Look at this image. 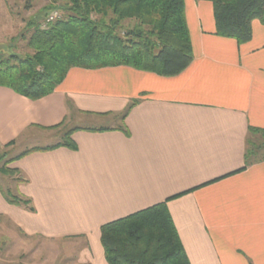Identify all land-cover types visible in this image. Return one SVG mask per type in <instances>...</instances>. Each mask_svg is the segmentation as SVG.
<instances>
[{
    "label": "crops",
    "instance_id": "crops-1",
    "mask_svg": "<svg viewBox=\"0 0 264 264\" xmlns=\"http://www.w3.org/2000/svg\"><path fill=\"white\" fill-rule=\"evenodd\" d=\"M184 1L194 59L177 76L76 67L41 101L0 87V146L73 131L75 150L14 162L28 206L0 187V219L67 243L71 264H108L101 226L164 202L190 264H264V161L244 159L249 129L264 130V24L239 44L216 34L210 0Z\"/></svg>",
    "mask_w": 264,
    "mask_h": 264
},
{
    "label": "trees",
    "instance_id": "trees-1",
    "mask_svg": "<svg viewBox=\"0 0 264 264\" xmlns=\"http://www.w3.org/2000/svg\"><path fill=\"white\" fill-rule=\"evenodd\" d=\"M210 2L218 36L245 44L253 38L252 22L264 24V0ZM51 6L65 14L46 28L39 22L27 24L31 53L0 51V87L29 100L41 101L53 94L76 67L127 66L172 77L194 59L184 0H51ZM128 23L133 26L122 32ZM72 133H66L58 145L29 150L4 164L6 156H0V173L19 174L7 167L32 151L60 146L75 150ZM248 134L260 136L263 142L256 146L248 137L245 167L264 161V130L250 128ZM2 192L11 204H30L9 190ZM178 235L164 202L101 226L100 239L108 264H190Z\"/></svg>",
    "mask_w": 264,
    "mask_h": 264
},
{
    "label": "rangeland",
    "instance_id": "rangeland-1",
    "mask_svg": "<svg viewBox=\"0 0 264 264\" xmlns=\"http://www.w3.org/2000/svg\"><path fill=\"white\" fill-rule=\"evenodd\" d=\"M27 4L30 5L29 9L25 7ZM54 11H59L61 16L65 14L62 9L54 10L51 0H0L1 53L16 51L23 56L31 53L26 44L31 33V30H27V24L31 21L43 23ZM132 26L133 24L130 23L127 26L125 24L122 32ZM105 125L114 126L116 124L107 123ZM249 140L256 146L263 142L260 136H250ZM24 149V147L12 145L0 146V156H6L2 164L16 157ZM258 154L260 156V153ZM13 165L14 163H11L7 168L14 169ZM19 179L20 175L17 173L7 175L0 173L2 189L9 190L13 195H17L15 190ZM66 248H68L67 243L61 241L51 242L39 237H28L9 222L0 219V264H71L68 259H64L63 252Z\"/></svg>",
    "mask_w": 264,
    "mask_h": 264
},
{
    "label": "built area",
    "instance_id": "built-area-1",
    "mask_svg": "<svg viewBox=\"0 0 264 264\" xmlns=\"http://www.w3.org/2000/svg\"><path fill=\"white\" fill-rule=\"evenodd\" d=\"M61 17V13L59 11L52 12L50 17L46 18V20L42 23V28H46L50 23L60 19Z\"/></svg>",
    "mask_w": 264,
    "mask_h": 264
}]
</instances>
